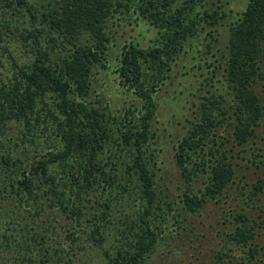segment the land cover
Segmentation results:
<instances>
[{"label":"trees","instance_id":"16d2710c","mask_svg":"<svg viewBox=\"0 0 264 264\" xmlns=\"http://www.w3.org/2000/svg\"><path fill=\"white\" fill-rule=\"evenodd\" d=\"M0 5V264L200 262L195 221L215 208L207 264H264V0L236 15L227 0ZM141 23L154 32L146 47L118 44ZM112 49L120 109L93 97ZM181 58L198 84L181 108L172 171L157 96ZM42 214L61 241L23 226ZM169 221L168 236L156 223Z\"/></svg>","mask_w":264,"mask_h":264},{"label":"rangeland","instance_id":"374dc122","mask_svg":"<svg viewBox=\"0 0 264 264\" xmlns=\"http://www.w3.org/2000/svg\"><path fill=\"white\" fill-rule=\"evenodd\" d=\"M229 5L227 8V11H231L233 15H236L237 13H240L241 10H245L249 0H227ZM1 6V5H0ZM3 10L0 8V19L2 18ZM233 20L228 18L223 20V27L219 26V31L223 34V41H227V35H228V29L225 27L227 26L228 22ZM27 27H29L27 25ZM150 28L145 25L144 23H141L136 29H133L132 27H124L120 30L119 35L117 37L118 41L123 44L127 40H130L131 37L137 38V40L141 41L142 46L146 47L148 42L154 38L153 34L154 32L149 31ZM222 42V43H224ZM221 44V43H220ZM16 46V45H13ZM113 50L110 52L111 57L108 58L109 60V66L110 70L107 75H100L98 76L93 85V97H96L97 99H102L103 101H107L108 99L113 102V104L116 105V108L120 109L124 106L125 96L122 95V91L113 87V82L118 78V76L115 74V67L116 62H114V53ZM2 58V57H1ZM22 59V58H21ZM32 59V56L29 55L26 58V62L30 61ZM2 61L5 62V60L2 58ZM190 65H188L184 58H181V60L178 62V64L174 67L173 70V77L171 78V84L167 87H164L162 91L159 92L157 98L159 100L158 105V112L159 115V123L161 130H166L164 133L165 137L167 138L166 142V148L168 150V155L166 156V160L169 164V169L173 171V165L171 163L172 159V146H173V138L179 135L181 127H178L179 121L182 119L181 117V108L184 103V101H187L190 99V92H195V88L197 86L198 76H193V73H190L188 70ZM6 71H9L7 68ZM4 70V72H6ZM190 73V74H188ZM117 82V80H116ZM180 93H182L180 95ZM105 99V100H104ZM113 104L111 106L113 108ZM104 105V103H103ZM113 111V110H112ZM172 135V137H171ZM220 211H217V208L210 210L209 214L205 215L204 217V224L201 225L198 223V221H195L196 226L198 227L197 234L199 235V241H196L194 244L197 245V251H202L203 256L201 257L200 262H196L194 259H187V256H183L178 262L179 264H184L186 261V264H203L205 261V264L209 262L210 256H211V250L214 249L217 244L216 233L218 230L221 229V226L219 225V221L221 220ZM28 219V218H26ZM29 221V223H28ZM29 224V226L33 229V231L37 233H41L40 236L42 237V234L44 236L46 235L47 238L54 239L55 242H59L62 240V231L61 228L54 223L53 226L48 224V220L45 218V216L42 214L39 217H36L34 219H29L25 222H23V226L26 224ZM164 224L160 225L159 223H156V227L162 228L166 230V233L168 236L174 232L177 228L176 222L169 221ZM40 228H43L44 233L41 232ZM33 233V232H32ZM40 236L38 237V240L41 241ZM169 241V240H167ZM33 246H37L35 243H32ZM164 245H161L162 251L168 248V242H164ZM189 243L186 244V247L183 249L186 253H194L193 250H189ZM27 243H23L22 247L26 248ZM155 258H161L160 255L155 256ZM187 259V260H184ZM183 260V262H181ZM165 260L160 259L156 264H164Z\"/></svg>","mask_w":264,"mask_h":264}]
</instances>
